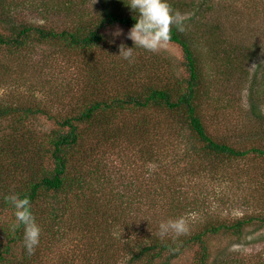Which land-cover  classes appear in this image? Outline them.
<instances>
[{
  "label": "rangeland",
  "instance_id": "1",
  "mask_svg": "<svg viewBox=\"0 0 264 264\" xmlns=\"http://www.w3.org/2000/svg\"><path fill=\"white\" fill-rule=\"evenodd\" d=\"M58 1L7 0V4L12 8L11 16L19 23L71 27L74 19L66 17L63 10L47 16L42 9L43 5L53 6ZM74 1L80 4V12L93 13L98 6V0ZM181 1L186 4L179 14L183 26L196 37L195 48L202 68L199 114L204 126L218 141L226 140L240 148H264V123L260 125L250 116L252 101L260 105L264 115V0ZM117 27L123 30V35L114 43L110 42L111 33ZM129 30L115 26L106 31V44L94 52V59L100 66L98 82L92 81L90 71L79 68L81 53H65L47 45L36 48L34 52H25L18 58L1 53L0 101L25 107L37 104L60 119L80 110L85 101L97 98L101 87L112 93L122 86L144 84L149 80L162 81L167 85L173 82L174 76L188 75L182 67V50L171 43L155 52L135 47L131 62L119 56L121 45L127 48L135 46L127 38ZM140 117L149 119L161 134L165 131L163 138L157 139L161 136L153 130L150 136H124L120 142H109L108 146L114 144V148L112 146L99 155L100 167L97 163L94 166L95 170L99 168L101 178L110 180L100 184L95 182L96 189L104 195L96 194L100 200L88 202L89 206L93 204L99 209L96 215L91 211L88 214L91 219L87 220L89 229L86 232L94 227L95 220L96 229L99 227L104 235L114 234L115 246L109 258L115 260L119 256L118 251L129 243L130 231L122 233L129 223L135 225L132 226L134 231H142L146 221H149L147 228L151 224L159 227L161 222L177 215L185 220L188 232H192L207 222H233L246 216L257 218L264 214V158L229 157L218 160L216 157H203L188 131L180 130L176 123L173 126L167 124L173 119L177 122L178 118L159 109L121 115L114 124V130L125 125L129 128ZM26 122V127L34 129L39 139L54 127V121L46 116L37 117L35 122ZM8 125L9 122L4 121L0 128ZM126 130V135L133 133ZM8 132L9 128L6 134ZM147 152L165 161L168 170L164 174L167 177L157 170L155 164L145 162ZM180 170L196 174L181 175ZM173 177L177 193L169 200L164 198L162 189ZM163 179L164 184L160 182ZM110 199L113 201L111 204ZM103 209L110 213L108 219V216L103 218L105 211L100 212ZM64 221L65 231H61L59 238L54 240V248L46 252L50 254L52 251L56 257L46 259L40 255L43 258L38 262L54 263L65 251L67 254L64 256L72 264H88L84 253L94 252L96 246L82 241L83 235L71 236L70 231L75 224H68L67 219ZM210 245L213 258L221 259L222 256L224 261L232 264L238 260H244L246 264H264V227L258 224L247 228L242 236H216ZM39 252L42 253V249ZM193 254L189 256L190 260ZM100 255L95 252L91 255L93 263L97 264ZM64 260L58 261L62 263ZM116 262H122V257Z\"/></svg>",
  "mask_w": 264,
  "mask_h": 264
},
{
  "label": "trees",
  "instance_id": "2",
  "mask_svg": "<svg viewBox=\"0 0 264 264\" xmlns=\"http://www.w3.org/2000/svg\"><path fill=\"white\" fill-rule=\"evenodd\" d=\"M204 2L212 3V0ZM168 3L178 13L186 4L181 0H171ZM80 7L74 0H60L47 7L43 5L42 9L47 16L51 12L59 13L63 10L66 17L74 19L71 27H47L15 21L11 16L10 4H7V0H0V54L6 52L10 58H18L25 52H34L36 48L45 45L65 53H81L79 68L90 71L92 81L98 82L100 66L94 59L95 50L106 44L108 29L115 26L131 29L136 23L133 19L135 13L123 0H98V6L93 13L86 10L80 12ZM184 28L183 32L173 28L169 43L179 46L182 50V67L188 75L174 76L171 84L164 85L162 81L149 80L144 84L122 86L112 93L101 87L97 98L85 101L80 110L60 119L37 104L25 107L0 101V125L4 121L9 122L8 127L0 128V264H45L38 262L43 258L39 257L40 255L46 259L55 258L54 252H46L54 248V240L59 238L61 231H65V219L68 224H75L71 228V236L83 235L82 241L87 245L91 242V246H96L94 252L101 254L97 257V264H111L108 260L113 261L112 264H118L116 261L121 257L122 262L119 264H179L181 261L183 264H232L224 261L222 256L221 259L213 258L211 240L221 235L242 236L247 228L255 224L264 227V214L257 218L246 216L233 222H207L197 231L188 232L178 238L169 236L161 240L157 236L158 227L151 224L147 228L149 221H143L142 231H134L135 225L129 223L122 229V233L124 230L130 231L129 243L118 251L119 256L115 260L109 258L110 251L115 246L114 234L104 235L99 227L96 229L97 221L93 219L94 227L86 232L89 229L87 220L91 219L88 214L92 212L96 215V210L99 209L93 204L89 206L88 202L99 201L100 198H97L96 194L104 195L96 189L95 182L100 184L101 181L110 180L101 178L99 168L94 169L96 163L100 167L99 155H103L112 146L114 148V144L108 146L109 142H120L124 136H150L153 130H157L161 136H157V139H162L166 134L165 131L161 134L155 124L143 117L129 128L125 125L114 130V124L119 121L121 115L151 109L163 110L178 118L177 122L173 119L167 124L173 126L176 123L180 130L188 131L190 139L199 147V153H202L203 157H216L218 160L229 157L264 158V148H240L226 140L218 141L204 126L199 114L203 82L200 58L195 48L196 37L188 27ZM39 116H46L54 121V127L41 139L37 138L34 129L26 127L27 120L35 122ZM250 116L260 125L264 123L260 105L253 101ZM7 128L9 132L6 134ZM126 129L132 130L133 133L126 135ZM173 147L175 148L174 145ZM150 154L146 153L145 162L155 164L157 170L167 177L165 161L153 153ZM101 163L103 165L104 161ZM183 173L188 176L196 174L183 171L181 175ZM174 179L175 177L168 186L164 184L165 179L160 181L165 187L162 189L165 192L164 198H172L177 193ZM13 192L21 198H29L31 212L41 229L40 243L32 255L27 254L23 244V225L13 230V225L16 224L15 209L5 200V197ZM109 202L111 204L113 201L110 199ZM104 211L105 209L100 212ZM109 214L105 211L103 218L108 216V219ZM176 218L179 217L175 215L169 219ZM40 249L42 253L39 252ZM64 252L51 264H72L67 261V253ZM94 252L84 253L87 254L88 264H95L91 257ZM193 252L190 260L189 256ZM62 258L65 260L59 263L58 260ZM236 264L246 262L238 260Z\"/></svg>",
  "mask_w": 264,
  "mask_h": 264
},
{
  "label": "clouds",
  "instance_id": "3",
  "mask_svg": "<svg viewBox=\"0 0 264 264\" xmlns=\"http://www.w3.org/2000/svg\"><path fill=\"white\" fill-rule=\"evenodd\" d=\"M123 2L135 13L133 19L136 21L127 33V38L132 40L135 46L132 48L120 46L119 56L129 62L132 61L135 47L155 52L170 42L173 28L179 32L185 31L182 17L171 8L168 0H123ZM122 35L123 30L117 27L111 33L112 40L110 42L114 43ZM5 200L15 209L16 224L13 225V230L23 225L25 250L29 255L34 254L40 243L41 229L31 212L29 198H21L19 194L13 192L7 195ZM187 233L188 226L185 220L176 218L161 222L157 236L163 240L169 236L178 238Z\"/></svg>",
  "mask_w": 264,
  "mask_h": 264
}]
</instances>
